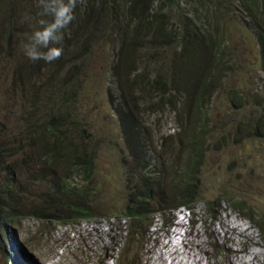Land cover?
Returning <instances> with one entry per match:
<instances>
[{
  "label": "rangeland",
  "instance_id": "rangeland-1",
  "mask_svg": "<svg viewBox=\"0 0 264 264\" xmlns=\"http://www.w3.org/2000/svg\"><path fill=\"white\" fill-rule=\"evenodd\" d=\"M160 1L174 25V35L184 32L194 38L197 34L203 36L195 26L202 27L205 36L216 38L226 60L221 78H208V89L201 103L204 114L201 127L194 123L193 108L187 118L184 115L187 110L179 111L169 103L171 94L167 92L171 84L166 85L165 96L162 87V93L145 99L139 92L132 97L129 95L130 102H136L141 113L140 128L151 149L148 154L154 166L170 174L164 177L166 183L160 189L167 192L164 204L170 206L175 203L172 198H182L184 187L187 190L195 187L193 195L189 196L195 199L190 208L186 207L190 212L178 208L165 215L157 213L147 230V221L140 222L137 236L130 230L132 217H126L124 210L138 168L129 158L125 126L117 114L122 98L112 73V62L120 37L113 28V15L107 18L105 30L100 31L104 36L96 39L91 48L82 49L72 57L67 66L62 67L71 56L64 52L58 59L61 64L55 61L54 66L48 68L46 62H42L38 70L34 69V74L29 69L33 63L23 51L26 36L17 33L28 30L6 28V34H0V150L8 156L6 150L14 144L13 148H19L18 156L23 153L29 156L30 137L21 134L28 119L35 122L49 119L54 104L57 108L70 106L73 115L81 120L80 138L87 136L90 154L95 160L94 177L84 187L88 199L95 204L93 210L97 215L66 224L42 223L22 216L7 227L10 231L7 252L5 242L0 240V264H10V258L11 264H264V229L257 227L264 222V31L256 26L250 17L252 11L240 0ZM22 3L15 5L14 15L20 13ZM256 5V10L263 14L264 1ZM27 6L29 13L34 14L33 6ZM192 20L194 23L182 28L184 21ZM31 22L35 24L34 18ZM7 23L16 26L12 19ZM7 23L0 16V27ZM69 37H64L63 46L68 44L70 48ZM168 52L167 48L152 51V56L158 60H153L151 66L160 65L163 61L160 58H165L169 65L174 64L178 73L180 48H174L178 55L176 61H171L173 53L168 55ZM20 64L27 67L30 78L20 74ZM72 64L76 66L70 68ZM63 79L62 90H53L58 102L47 98L49 104L44 105L40 95L41 103H30L38 86L49 88L50 82ZM31 85L33 88L25 91V87L31 88ZM78 88L81 93L74 95ZM172 95L177 98L178 93L172 92ZM124 104L125 108L127 104L130 108L134 106L126 100ZM196 140H201L202 144L198 148L201 164L199 171L190 177L186 174L187 159ZM35 161V171L54 174L56 178L68 175L61 167L50 169L38 157ZM7 172L0 164L1 183L5 182ZM25 179H20L13 187L18 201L29 197L49 214L61 210L56 204L48 209L44 202L48 193L45 182L39 180L34 185ZM155 204L157 202L152 201L150 208ZM216 204L222 209L211 216V206ZM249 214H255L258 224ZM178 219L182 222L180 230L184 239L181 235L178 238L176 230L172 234L175 247L168 243L159 250L160 242L168 240ZM178 247L179 251L174 254ZM176 255L179 259L173 261ZM165 258L170 259L169 262H165Z\"/></svg>",
  "mask_w": 264,
  "mask_h": 264
},
{
  "label": "trees",
  "instance_id": "trees-1",
  "mask_svg": "<svg viewBox=\"0 0 264 264\" xmlns=\"http://www.w3.org/2000/svg\"><path fill=\"white\" fill-rule=\"evenodd\" d=\"M172 1L176 2L177 0ZM240 1L249 7L252 11L250 17L256 26L264 31V13L262 14L259 9V11L256 10V3L260 0ZM19 2L33 6L35 13H29L28 6L22 3L23 6L18 9L20 13L14 15V7ZM38 4L39 0H7V2L1 0L0 16L6 20V23L8 19H12V23L16 26L11 27L7 23V25L0 27V34H6V28L13 31L17 27L28 30L17 31V33L22 35L30 33L33 30V24L26 21L24 17L31 16L36 23L40 19ZM164 9V6L161 7L160 0H78L75 19L64 30V37L70 35L68 40L72 44L70 48L68 44L63 46V53H69L71 58L62 67L67 66L73 60L72 57H76L82 49L91 48L96 39L104 36V32L100 31L105 30L107 18L113 15V28L117 30V37H120L119 46L112 62V73L117 83V89L120 91V98H122V102L118 104L120 107L117 114L125 126V141L129 158L136 162L138 168L137 175L134 174L133 187L128 194L127 207L124 210L126 217H132L130 230L135 236L138 235L141 221H147L145 225L147 230L152 225L151 220L155 214L165 215L168 211L172 212L182 206L190 208L195 198L189 199V196L193 195L195 187L189 190L184 187L185 191L182 193V198H172V202L175 203L170 204V206L164 204L167 192L160 189L166 183L164 177L170 174L163 169H156L148 154L151 149L147 146L148 142L144 139V134L140 128L139 116L141 117V113L138 111L137 103L131 100L134 105L133 108H130L128 104V108H125L124 100L131 103L129 95L132 97V94L137 92L144 99L151 94L162 92L165 96L166 85L171 84L170 90L167 92L171 94L169 95V103L177 106L179 111L187 110L184 113L187 118L192 114L190 109L193 108L194 123L201 127L204 125L201 103L208 89V78L219 79L226 70L224 50L216 38L205 36L202 27L199 26L195 27L200 28L203 36L197 34L194 38V36L184 35V32L174 35L172 30L174 25H172L170 17ZM189 23H194V21H184L182 28L188 27ZM262 44L264 45V43ZM177 46L180 48L181 55L178 62L180 65L178 73L174 64L169 65L165 58H160L163 59L161 64H155L152 68L153 60L154 62L158 60L152 56V51L167 48L169 49L168 55L173 53L171 61H176L178 55L175 54L174 48ZM59 60L57 63L61 64V61L58 62ZM42 62L44 63V61L32 62L33 66L29 69H32L33 74L34 69L38 70L39 64ZM53 63H46V66L50 68L52 65L53 67ZM74 66L76 65L72 64L70 68ZM19 67L21 69L20 74H26L30 78L27 67L24 64H20ZM64 81L65 79L56 83L52 81L49 88H46L47 85L38 86V90L34 89L36 92L32 94L30 103L34 105L41 103L40 95L44 105L49 104L47 98L58 102L59 99L55 98L53 90L57 88L59 91L62 90ZM161 87L163 88L162 92H160ZM32 88V85L31 88L26 86L25 91ZM172 92L178 93L177 98L172 95ZM80 93L78 88L74 95ZM54 107L53 115L49 119L38 122L28 119V124H24L21 134L26 133L30 137L28 143L29 156L25 153L21 157L18 156L17 149L19 148H13L14 144L7 148L8 156L0 150V158H2L0 164L8 169L7 176L4 178L5 182H0V234H7V225L15 223L24 215L25 218H34L42 223L56 221L63 224L75 223L81 219H90L97 215L93 210L95 204L91 202V199H88L84 187L85 183L93 179L96 171V168L93 167L95 160L90 154L92 150L88 147L90 141L86 135H83L84 138H80L82 135L81 120L73 115L70 106H58L57 108L54 104ZM204 132L205 130L200 133ZM200 141H194L189 151L186 174L190 177L199 171L201 164L199 154L201 147L199 148V146L202 144ZM35 157L43 160L52 170L61 167L68 172V175L56 178L54 174L35 171ZM28 166H31L32 169L30 170ZM23 178L34 185L39 180L45 182L48 197H45L44 202L48 205V209L52 204H56V207L61 208V210L49 214L45 213L47 209L41 208L42 206L35 204L29 197L25 198L26 201L24 199L21 202L18 201L15 198L16 192L13 187ZM77 178H81L79 182L76 181ZM152 201H156L157 204L150 208ZM235 207L239 211L242 210L241 207ZM221 209L220 204L211 206L210 215L216 216ZM250 216L251 220L255 222V214ZM255 223L258 224V222ZM257 227L263 230L264 222L259 223Z\"/></svg>",
  "mask_w": 264,
  "mask_h": 264
},
{
  "label": "clouds",
  "instance_id": "clouds-1",
  "mask_svg": "<svg viewBox=\"0 0 264 264\" xmlns=\"http://www.w3.org/2000/svg\"><path fill=\"white\" fill-rule=\"evenodd\" d=\"M77 4L78 0H39L38 7L40 9V19L32 25L33 30L30 33L25 34L26 42L23 45L24 55L30 61H44L51 64L61 57L64 51V30L75 19V9ZM25 20L31 22L32 17L26 16ZM179 208H185L188 213L190 212V209L184 206ZM156 215L157 214H155L154 217H156ZM82 220L84 219L79 221ZM153 220L154 218L151 220L152 225ZM79 221L75 223H79ZM169 222L170 223H168L167 226L171 224L172 219ZM10 224L12 223H9L7 227ZM7 227V234H0V240L5 242L6 252L9 245L8 239L10 238V231Z\"/></svg>",
  "mask_w": 264,
  "mask_h": 264
},
{
  "label": "bare ground",
  "instance_id": "bare-ground-1",
  "mask_svg": "<svg viewBox=\"0 0 264 264\" xmlns=\"http://www.w3.org/2000/svg\"><path fill=\"white\" fill-rule=\"evenodd\" d=\"M179 220V219H178ZM181 225H182V222H181V220H179L177 223H176V225L174 226V229H173V231H171V234L170 235H168L169 236V238H168V240H165V241H161L160 239H157V241H161L160 243V248H159V250L160 249H162V247L165 245V244H168V243H170V245H172L173 247H175V244H174V242L172 241V234L177 230L178 231V233H179V235H178V238L180 237V235H181V238H182V240L184 239L183 238V233L181 232ZM235 230V229H234ZM157 236H159L158 234H157ZM184 237H185V234H184ZM177 238V239H178ZM155 239V238H154ZM177 239H175V241H176V243H178L177 242ZM155 241H156V239H155ZM183 242V241H182ZM178 244H180V243H178ZM198 244H200V243H198ZM155 246V245H154ZM156 247V246H155ZM158 247V246H157ZM184 247V246H183ZM183 247H182V249H183ZM148 251V250H147ZM152 250H150V252H151ZM156 251H157V249H156ZM177 251H179V247H178V249H176V251H174V254H177ZM153 254H154V252H153ZM158 254H159V252H157V256H158ZM155 255V254H154ZM180 257V256H179ZM154 258V257H153ZM177 259H179L178 258V255H176L172 260L173 261H177ZM169 260L170 259H168V258H165V262H169ZM171 260V261H172ZM180 261V260H179ZM231 261V260H230ZM234 262V261H233ZM192 263H193V261H192ZM190 264V263H189Z\"/></svg>",
  "mask_w": 264,
  "mask_h": 264
}]
</instances>
